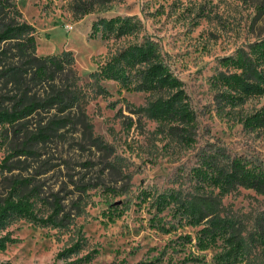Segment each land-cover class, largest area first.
<instances>
[{"label": "rangeland", "instance_id": "obj_1", "mask_svg": "<svg viewBox=\"0 0 264 264\" xmlns=\"http://www.w3.org/2000/svg\"><path fill=\"white\" fill-rule=\"evenodd\" d=\"M14 1L23 18L36 28L37 54L73 52L78 83L87 100L72 113L76 123L50 136L32 137L55 114L61 116L54 109L0 124V160L24 147L28 151L10 158V170L0 171V200L14 180L29 179L19 190L30 195L38 215L51 212L55 197L69 212V222L56 227L22 217L8 219L3 232L15 241L0 250V264L62 263L63 259L56 258L58 252L79 238L84 239L80 252L67 259L72 264L146 260H152L151 264H217L214 256L222 249L221 240L204 250L194 242L176 244L179 234L195 235L200 226L182 225L170 232L155 228L156 210L142 199L141 191L174 185L171 181L177 172L192 167L207 141L219 140L232 153L264 159V126L250 130L241 122L264 105V94L218 111L209 81L222 66L221 57L264 38V0H110L83 16L74 14L72 0ZM134 14L143 21L140 34L119 39L95 36L92 26L99 17ZM143 34L168 53L199 113V142L193 146L169 141L158 130L157 121L129 111L145 105L155 94L122 87L111 79L101 80L109 94L94 92L96 85L89 74L115 49L140 40ZM41 90V85H33L28 93L43 95ZM19 92L0 81V105L11 107ZM110 187L119 194L108 191ZM223 202L250 230L254 216L264 207V194L238 187L225 194ZM248 263L264 264L257 248L238 264Z\"/></svg>", "mask_w": 264, "mask_h": 264}, {"label": "trees", "instance_id": "obj_2", "mask_svg": "<svg viewBox=\"0 0 264 264\" xmlns=\"http://www.w3.org/2000/svg\"><path fill=\"white\" fill-rule=\"evenodd\" d=\"M109 1L72 0L71 7L76 16H83ZM92 28L95 36L99 34L102 39L138 35L144 30L143 21L137 14L99 17ZM35 32V26L23 18L14 0H0V81L12 84L15 91H20L11 107L0 105V124H13L45 109H54L61 114H55L33 138L50 136L70 122L76 123L72 113L81 109L87 100L78 83L80 75L75 69L73 52L37 54ZM220 64L222 66L209 77L218 111L264 94V38L221 57ZM89 77L96 85V94H109L101 84L103 79L117 81L128 89L155 94L156 97L145 105L129 111L157 121L158 130L180 146H193L199 142V113L192 105L184 81L175 73L168 53L148 34L115 49ZM33 85H41L44 94L30 95L28 91ZM129 118L133 124V118ZM241 122L250 130L264 126V105L245 115ZM26 151L25 147L21 148L0 160V171L10 170V158ZM196 157L192 167L177 172V177L171 181L174 185L163 190L141 191L142 199L151 202L156 210L152 225L163 232L179 229L182 225L200 226L195 235L181 233L174 241L176 244L194 242L198 249L204 250L221 240L222 249L214 256L217 264H238L254 248L264 258V207L254 216L253 227L249 230L231 215L223 202V196L238 187L253 188L264 194V159L247 153H232L219 140L207 141ZM27 183L29 179L14 180L0 200V250L15 241L9 232H3L12 217H22L43 226L56 227L69 222V212L58 197L54 198L49 214L38 215L30 195L20 193L19 186ZM107 190L116 192L113 187ZM75 206L80 208L78 204ZM83 240L79 238L59 251L57 260L64 261L54 264H72L67 259L80 252ZM152 262L146 260L138 264Z\"/></svg>", "mask_w": 264, "mask_h": 264}]
</instances>
